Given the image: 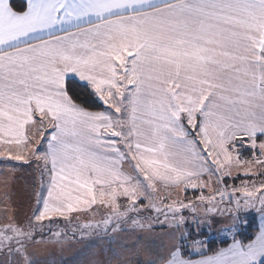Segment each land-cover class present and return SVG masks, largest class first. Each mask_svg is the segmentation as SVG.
I'll list each match as a JSON object with an SVG mask.
<instances>
[{
  "label": "snow or ice",
  "instance_id": "1",
  "mask_svg": "<svg viewBox=\"0 0 264 264\" xmlns=\"http://www.w3.org/2000/svg\"><path fill=\"white\" fill-rule=\"evenodd\" d=\"M69 74L101 110L77 102ZM0 145V157L41 164L32 217L0 224L10 264H35L46 220L94 206L108 213L95 227L114 231L178 228L184 210L208 215L235 193L237 212L264 213V182L213 187L234 168L264 175L252 171L264 168V0H26L23 11L0 0ZM147 264H264V228L195 260L173 237Z\"/></svg>",
  "mask_w": 264,
  "mask_h": 264
},
{
  "label": "rangeland",
  "instance_id": "2",
  "mask_svg": "<svg viewBox=\"0 0 264 264\" xmlns=\"http://www.w3.org/2000/svg\"><path fill=\"white\" fill-rule=\"evenodd\" d=\"M239 155L242 160H251L254 155V150L251 149L247 144L244 145H238L237 146ZM246 151H243V150ZM41 151V148H40ZM240 151L243 153L241 154ZM236 153L234 152L233 155ZM258 155V152L255 153ZM26 159L25 161H19V163H25L28 162L30 164L29 166H34L33 173L35 176L34 180V195L31 196V200L28 203V209L31 216H28L25 220H20L19 217L17 219V222H27L33 215V212L37 208V195L41 192V164L38 163L35 159L28 156L27 153H25ZM28 156V157H27ZM249 156V158H248ZM28 159V160H27ZM17 164V162H16ZM27 164V165H28ZM37 166V167H36ZM39 166V168H38ZM20 168V165L17 166V169ZM27 171L24 173L23 169L18 170V176L19 177H27L31 170L26 169ZM252 171L254 173L258 172H264V168H261L259 166H254ZM240 173L239 175L237 173ZM244 169H233L232 171V177L225 178L220 183H213V187L222 188L224 185L228 186V190L230 191L232 188H238L241 187L243 183H248L251 185L253 182L258 186L261 182H264V175H244L243 174ZM47 174L44 176V185L46 189L47 185ZM242 176V178H240ZM213 181H216V177H212ZM22 185L17 184V187L20 188ZM44 189V191H45ZM172 195L170 199H176L179 198L180 200L187 203L188 201L195 202V198L200 195L199 191L193 192L192 190H188L186 193L184 191L178 190V189H170ZM205 195L208 194V192L205 190ZM240 199L241 202L243 201V197L240 193H235L232 197V202L229 203V197L226 195L225 199L222 203L219 205V211L210 213L208 215L204 214V205L198 204L197 205V212L193 214L191 209H186L182 213L184 217L186 218V223L181 224L178 228H175L173 225H165L160 226L159 223L156 224L151 230H145V233L138 232L140 235V242L141 247L137 249V245H135L136 240V234L133 232H130L129 235V257H130V263L125 262L126 258L124 255V264H147V262L156 255L157 251L164 250V247L170 243L175 237L176 240L180 241V239H183V248L189 253V254H201L202 252L206 251V241L210 238H228L231 236H234L237 231L239 230L240 226H243L241 228H244V224H246L245 219L247 216H249L250 213H255V210L260 207L259 203L257 202L254 207H247L242 208L239 212L235 210V200ZM15 203L12 201V205ZM2 211H0V220L2 219V223L9 222V216L8 211L11 208L9 200H3L2 203ZM18 208V213H19ZM250 210V212H248ZM143 215H152L155 216V213H144ZM61 221H65V224L62 222H55L51 225V222L45 221L44 226L42 229L43 235H37L36 240L41 241L42 239H45L48 242L57 241L53 239V236L55 233H60V237L58 238L59 241L64 240H72L74 235H77L78 229L73 226L75 223H78V219L73 216H69L68 218H60ZM160 221L164 220L163 216H160ZM130 224V222H129ZM78 225V224H76ZM131 226V224H130ZM141 231V230H140ZM79 235V234H78ZM189 237H191V240H189ZM52 239V240H51ZM32 256H37L35 253V249L32 247L30 249ZM139 256V259L137 258ZM89 257V256H88ZM5 259L9 260V264L11 262L12 258H6L3 255H0V261H3ZM36 260V259H35ZM35 264H41L40 262L35 261ZM73 264V263H72Z\"/></svg>",
  "mask_w": 264,
  "mask_h": 264
},
{
  "label": "crops",
  "instance_id": "3",
  "mask_svg": "<svg viewBox=\"0 0 264 264\" xmlns=\"http://www.w3.org/2000/svg\"><path fill=\"white\" fill-rule=\"evenodd\" d=\"M23 1L25 2L26 8V0ZM68 78H74L77 81L85 84V82L80 81L78 77H75L72 74H69ZM46 146L47 144L45 141L41 145V151L46 150ZM0 150H4V147L2 145H0ZM15 151L16 149L13 148L14 153ZM0 161V211H2L3 200H9L11 207L7 214L9 216V219H14L17 222V219L19 217L21 221L25 220L28 216H31L29 212L30 209H28V203L31 200L30 197L34 195L35 191V176L32 169L35 167L29 166L30 164H28V162H25L23 164L19 163V161L11 160L5 157H0ZM18 165H20L19 169H23L24 173L28 168L29 170H31L28 174V178L18 176ZM19 183L20 185H22V187L20 186V188L17 187V184ZM12 201L15 203L14 205H12ZM18 208L20 209L19 213ZM107 214V209L99 206H94L93 209L86 212H76L70 214L69 216H73L78 219V223H75V225L73 224V226L78 229L77 235H74L72 240H58L48 242V240L46 241L45 239H42V242L38 241V243L32 246L35 249V253L37 255L32 256V259L34 260V262L37 261L41 264L130 263L128 252L130 232L136 234L137 237L134 242L135 245H137V249H139L141 247V242L138 232L145 233V230L140 231V229H136L133 231L129 222H123L120 228H117V230L115 231L113 230V227H115V225L108 227L107 230H105L102 224L100 227H95V225L101 222ZM254 214L256 216L258 225V230L255 234L256 236L261 228H264V213L260 211L259 207L255 210ZM55 222H62L63 224H65V221H61L60 218H54L51 221V225ZM0 224H3L2 219L0 220ZM85 225L91 226L85 227ZM255 236L253 237V239L255 238ZM232 240H230V242L226 246L220 249L228 247V245L232 243ZM220 249H218L217 251H219ZM215 252L210 254H192L194 255L193 257H186L195 260L201 258V256L204 255H212ZM124 255L125 257H127L125 262L123 258ZM137 258L139 259V256Z\"/></svg>",
  "mask_w": 264,
  "mask_h": 264
},
{
  "label": "trees",
  "instance_id": "4",
  "mask_svg": "<svg viewBox=\"0 0 264 264\" xmlns=\"http://www.w3.org/2000/svg\"><path fill=\"white\" fill-rule=\"evenodd\" d=\"M12 4L14 8L18 11H23L25 8V2L23 0H12ZM67 80H68L70 88L72 89V93L70 94L74 93L75 96L78 97L77 99L78 103H81L85 107L93 109V110H101L100 102L94 96L89 95V89L85 87L84 83H81L74 78H68ZM243 151H246V150L244 149ZM240 153L242 154L243 152L240 151ZM240 178H242V176H240ZM248 212H250V210H248ZM245 221H246V224H244V228H241L243 226L242 224V226H240L239 230L234 236L236 239L247 242L248 240L253 239V237L257 233L258 225H257L256 216L253 213H250L249 216H247V218L245 219ZM232 239H233V236L228 237V238L227 237L226 238H218V237L210 238L206 241V251L202 252V254L213 253L217 251L218 249L226 246ZM189 240H191V237H189ZM179 242L180 244H182L183 239H180ZM183 250H184L185 256H192V257L194 256L192 254H189L184 248Z\"/></svg>",
  "mask_w": 264,
  "mask_h": 264
}]
</instances>
